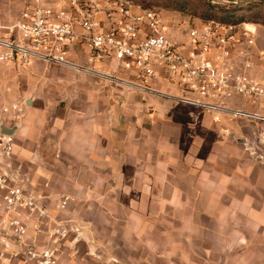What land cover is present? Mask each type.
Here are the masks:
<instances>
[{
  "label": "crops",
  "instance_id": "obj_1",
  "mask_svg": "<svg viewBox=\"0 0 264 264\" xmlns=\"http://www.w3.org/2000/svg\"><path fill=\"white\" fill-rule=\"evenodd\" d=\"M5 64L22 69L24 97L9 110L18 120L1 123L16 126L19 182L49 194V207L56 194L71 197L55 213L71 228L58 264H264V165L242 143L264 125L213 121L127 84L122 70L109 79L41 61ZM228 103L264 110L240 96Z\"/></svg>",
  "mask_w": 264,
  "mask_h": 264
},
{
  "label": "built area",
  "instance_id": "obj_2",
  "mask_svg": "<svg viewBox=\"0 0 264 264\" xmlns=\"http://www.w3.org/2000/svg\"><path fill=\"white\" fill-rule=\"evenodd\" d=\"M210 2L241 7L250 0ZM242 24L201 20L177 41L157 11L129 0H25L14 20L0 19V62L27 67L41 61L109 79L122 70L131 76L127 84L213 114V121L226 114L264 123V110L228 103L240 96L264 105V77L253 71L257 25ZM104 59L116 65L103 71ZM242 143L264 165V135ZM11 153V137L0 133V264H58L71 228L55 213L66 210L71 197L56 194L49 207V194L25 190L18 168H10Z\"/></svg>",
  "mask_w": 264,
  "mask_h": 264
},
{
  "label": "rangeland",
  "instance_id": "obj_3",
  "mask_svg": "<svg viewBox=\"0 0 264 264\" xmlns=\"http://www.w3.org/2000/svg\"><path fill=\"white\" fill-rule=\"evenodd\" d=\"M25 0H0V19L5 22H10L16 18L18 12L23 5ZM134 6H139L141 8H152L161 16L163 22L168 25V30L171 33L172 38L177 41H182V37H186L187 29L199 23L202 19L200 14L206 8V4H212L210 0H129ZM253 0H250L252 2ZM249 3V2H248ZM246 3V4H248ZM242 5L239 8L244 15L247 11L245 6ZM219 5V4H217ZM262 19L259 22H251L256 24V35L255 42L252 46L253 54V71L259 77H264V9ZM217 20V19H214ZM250 21L238 22L239 26L242 23H247ZM178 36V38H177ZM181 36V37H180ZM21 68L8 66L5 63L0 62V123L8 121V123H13L18 120V115L10 113L9 110H13V104L19 102L24 94L21 93L19 89V79H20ZM21 104H23L21 102ZM12 115V116H11ZM257 124L264 125L263 122H257ZM259 133L257 132L255 138L259 139ZM264 135V133H263ZM12 158L10 168H18L15 166V161ZM9 167V166H8ZM79 227L75 229L77 233L79 232ZM75 232L74 238L77 237ZM73 238V239H74ZM63 251V250H62ZM61 251V252H62ZM60 252V254H61ZM60 257V255H59ZM60 259V258H59ZM68 260L64 262L67 264Z\"/></svg>",
  "mask_w": 264,
  "mask_h": 264
},
{
  "label": "trees",
  "instance_id": "obj_4",
  "mask_svg": "<svg viewBox=\"0 0 264 264\" xmlns=\"http://www.w3.org/2000/svg\"><path fill=\"white\" fill-rule=\"evenodd\" d=\"M247 11L242 15L239 7L206 4V8L200 14L202 20L217 19L224 22L238 23L245 19L250 22H259L263 16L264 0H253L245 6Z\"/></svg>",
  "mask_w": 264,
  "mask_h": 264
},
{
  "label": "water",
  "instance_id": "obj_5",
  "mask_svg": "<svg viewBox=\"0 0 264 264\" xmlns=\"http://www.w3.org/2000/svg\"><path fill=\"white\" fill-rule=\"evenodd\" d=\"M27 102V101H26ZM16 126L10 127V128H6L4 127L1 123H0V133L3 135H12V133L14 132ZM229 136H233V133H230ZM239 141H242V138H239Z\"/></svg>",
  "mask_w": 264,
  "mask_h": 264
}]
</instances>
